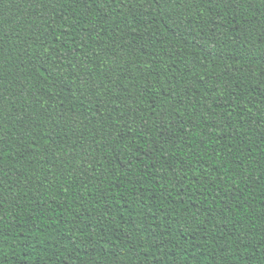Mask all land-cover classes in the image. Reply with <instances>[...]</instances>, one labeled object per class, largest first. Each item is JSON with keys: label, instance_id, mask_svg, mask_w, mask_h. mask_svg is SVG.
Masks as SVG:
<instances>
[{"label": "trees", "instance_id": "obj_1", "mask_svg": "<svg viewBox=\"0 0 264 264\" xmlns=\"http://www.w3.org/2000/svg\"><path fill=\"white\" fill-rule=\"evenodd\" d=\"M0 264H264V0H0Z\"/></svg>", "mask_w": 264, "mask_h": 264}]
</instances>
